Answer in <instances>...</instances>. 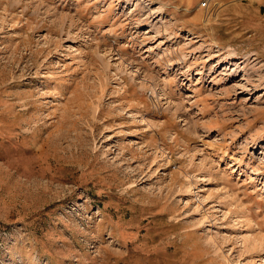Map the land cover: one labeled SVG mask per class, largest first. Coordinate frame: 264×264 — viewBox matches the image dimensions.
Wrapping results in <instances>:
<instances>
[{"label": "rangeland", "instance_id": "1", "mask_svg": "<svg viewBox=\"0 0 264 264\" xmlns=\"http://www.w3.org/2000/svg\"><path fill=\"white\" fill-rule=\"evenodd\" d=\"M0 0V264H264V0Z\"/></svg>", "mask_w": 264, "mask_h": 264}, {"label": "built area", "instance_id": "2", "mask_svg": "<svg viewBox=\"0 0 264 264\" xmlns=\"http://www.w3.org/2000/svg\"><path fill=\"white\" fill-rule=\"evenodd\" d=\"M211 0H204L203 3H202V6L205 7V6H208L209 2Z\"/></svg>", "mask_w": 264, "mask_h": 264}]
</instances>
